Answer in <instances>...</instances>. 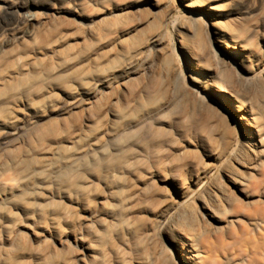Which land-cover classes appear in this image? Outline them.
Listing matches in <instances>:
<instances>
[{
	"label": "bare ground",
	"instance_id": "1",
	"mask_svg": "<svg viewBox=\"0 0 264 264\" xmlns=\"http://www.w3.org/2000/svg\"><path fill=\"white\" fill-rule=\"evenodd\" d=\"M177 1L186 79L166 45ZM29 16L0 34V264H264L250 191L264 185V0H70ZM224 157L228 185L191 200L203 158Z\"/></svg>",
	"mask_w": 264,
	"mask_h": 264
},
{
	"label": "rangeland",
	"instance_id": "2",
	"mask_svg": "<svg viewBox=\"0 0 264 264\" xmlns=\"http://www.w3.org/2000/svg\"><path fill=\"white\" fill-rule=\"evenodd\" d=\"M32 1L39 4L40 6H35L32 4ZM70 0H22V7L19 9L21 15L12 12L10 10H2L0 12V34L1 33H13L15 28H18L20 26H24L27 19H31L29 15L32 14L33 10L40 9L42 12L46 11V7L48 6H63V2H68ZM246 1V0H244ZM237 15L241 14L239 11L237 13V10L235 11ZM184 14H186L185 9L178 3L176 4V10L175 13L168 18L166 21V45L167 50L171 51V57H173L174 61L177 63L178 68L180 72L182 73L183 77L187 78V71L185 69V65L181 56V50L179 48V45L176 41L175 31H174V24L176 23V20L178 17H182ZM11 44L10 42H7L5 47H9ZM168 51L166 53H168ZM165 53V54H166ZM170 55V54H169ZM170 57V56H169ZM159 58V57H158ZM264 67L260 69L258 72L259 75H263ZM63 100H60L58 107L62 108L64 106ZM47 116V113L43 115L41 118H45ZM9 134V131L4 132L1 134V137H5ZM221 134L224 135V137L229 141L234 138L239 137V128L234 120H230L229 125L226 129H224ZM216 137L218 134L215 135ZM209 165L211 166V174L207 179L204 180L205 185L199 187L197 190L195 196L191 198V200L196 199V197L200 196V194H203L205 188L207 187V184L213 180H217L218 182L228 185L226 180L224 179L223 170L228 162V157L221 158L220 160H214L209 158H203ZM211 160V161H210ZM250 191H252V200H255L259 203H256L255 208L261 209L264 208V198L261 197V193L264 191V185L261 188L258 189H252V185L250 184ZM263 188V189H262ZM255 190V191H254ZM262 191V192H260ZM260 194V195H259ZM264 194V193H263ZM244 202H246L245 199H243ZM258 204V205H257ZM242 219V218H241ZM256 220H260L259 218H256ZM242 222L246 221L245 219L241 220Z\"/></svg>",
	"mask_w": 264,
	"mask_h": 264
}]
</instances>
